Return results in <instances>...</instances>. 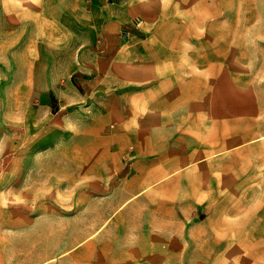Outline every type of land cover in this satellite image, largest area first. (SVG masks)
Segmentation results:
<instances>
[{"label": "rangeland", "instance_id": "obj_1", "mask_svg": "<svg viewBox=\"0 0 264 264\" xmlns=\"http://www.w3.org/2000/svg\"><path fill=\"white\" fill-rule=\"evenodd\" d=\"M138 4L119 35L147 82L100 117L98 143L122 151L108 159L126 166L112 184L124 178L139 193L112 217V203L100 202L98 217L96 203L72 200L61 164L67 134L84 133L79 123L51 118L52 103L13 143L12 90L0 82V264H264V229H247L264 210V186L251 168H206L250 144L242 136L252 122L243 119L264 109V0ZM3 26L0 12V39ZM46 161L58 165L54 176L44 177ZM215 211L229 218L228 229L199 224Z\"/></svg>", "mask_w": 264, "mask_h": 264}, {"label": "crops", "instance_id": "obj_2", "mask_svg": "<svg viewBox=\"0 0 264 264\" xmlns=\"http://www.w3.org/2000/svg\"><path fill=\"white\" fill-rule=\"evenodd\" d=\"M139 1L29 0L20 3L0 0V12L4 13L0 82L7 83L12 90L13 143L26 137L21 125L40 124L42 114L51 111L52 103H56L58 109L51 118L79 123L76 129L84 133H75L72 129L71 135L67 134L71 144L67 146L66 163L61 164V170H66L61 176L64 183L74 187L72 200L97 204L96 211L92 207L98 217L100 202L112 203L106 215L112 217L132 200L134 191L137 194L140 190L124 178L119 184H112L113 171L126 175V166L120 163L115 168L108 159L110 156L120 158L122 151L98 143L99 121L110 111L109 107L127 104L133 89L147 82L146 71L131 66L134 57L127 54L129 45L119 35L120 27L128 22L135 9L140 8ZM132 48L135 54L140 52L134 45ZM6 71L10 73L7 78ZM1 95L0 116L4 124L5 102H1ZM262 112L264 109H258L257 113L243 119L252 122L242 136V139L252 138L250 144L237 149L229 160L220 161V165L208 163L206 168L222 171L251 168L255 173L253 183L264 186ZM40 133L45 137V131ZM37 150L32 149L30 153ZM58 168L52 161H46L44 177L54 176L52 171ZM215 180L210 176L209 186L216 184ZM221 180L229 182L228 178ZM244 181L238 178L235 183L245 184ZM221 194L222 191L214 196L222 198ZM228 221L224 214L215 211L205 215L199 224L204 225V229H228ZM237 224L238 227L243 225L244 219L237 220ZM247 229H264V210L252 217Z\"/></svg>", "mask_w": 264, "mask_h": 264}, {"label": "built area", "instance_id": "obj_3", "mask_svg": "<svg viewBox=\"0 0 264 264\" xmlns=\"http://www.w3.org/2000/svg\"><path fill=\"white\" fill-rule=\"evenodd\" d=\"M129 32L127 31V34H128Z\"/></svg>", "mask_w": 264, "mask_h": 264}]
</instances>
